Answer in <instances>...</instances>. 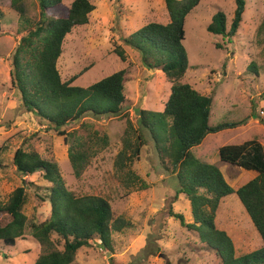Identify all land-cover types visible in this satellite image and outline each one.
Here are the masks:
<instances>
[{
  "label": "rangeland",
  "instance_id": "obj_1",
  "mask_svg": "<svg viewBox=\"0 0 264 264\" xmlns=\"http://www.w3.org/2000/svg\"><path fill=\"white\" fill-rule=\"evenodd\" d=\"M73 1L64 0V4L70 5ZM89 1L95 10L89 24L75 28L66 37L57 65L59 73L65 82L77 76L73 85L89 87L125 70L126 103L122 116L102 119L89 116L71 127V132L77 131L76 137L101 128L110 138L109 147L92 160L80 178H76L68 157L75 137L66 138L48 129L25 109L21 93L12 87L10 63L24 34L19 32L20 17L12 8V0H0L4 13L0 18L2 203L9 201L23 179L29 184L22 206V212L28 217L27 228L15 247L6 248L0 243V264H35L40 246L33 237V225L49 219L52 212L48 198L52 184L44 179L43 173L36 172L23 178L14 166V153L20 147L35 150L43 159L57 163L67 189L78 196L106 198L115 218H123L132 224L130 228L113 232V253L103 251L100 248L102 242L95 239L78 252L74 264H222L215 253L203 250L195 231L169 216L171 210L183 215L188 224L193 222L189 201L184 195L177 194L179 185L169 156L171 150L163 155L149 131L142 130L146 144L139 159L131 166L149 188L127 189L117 181L116 161L122 150L127 120L138 127L137 112L141 109L163 111L171 93V84L163 73L148 70L140 54L125 43L128 36L149 23L169 22L165 1ZM245 1L243 21L235 37L216 36L207 30L219 12L226 15L230 26L236 9L235 0H201L186 19L183 41L190 64L184 83L210 98V125L247 120L235 129L210 134L201 146L192 149L198 160L218 165L235 190L256 174L238 168L237 179L232 178L234 169L221 163L220 147L257 140L264 148V115L261 113L264 112V0ZM24 9L30 21L40 19L37 0H25ZM117 48L125 52V61L114 52ZM82 122L87 128H81ZM159 135L167 138L164 131ZM132 137L135 143L136 136ZM215 224L231 237L237 257L263 246L259 232L236 194L221 201Z\"/></svg>",
  "mask_w": 264,
  "mask_h": 264
},
{
  "label": "trees",
  "instance_id": "obj_2",
  "mask_svg": "<svg viewBox=\"0 0 264 264\" xmlns=\"http://www.w3.org/2000/svg\"><path fill=\"white\" fill-rule=\"evenodd\" d=\"M24 1L12 0V8L20 17L19 32L24 35L10 63L11 84L21 93L25 109L48 129L66 138L75 137L68 157L75 177L80 178L92 160L109 147L110 138L101 128L76 137L77 131L71 132V127L89 116L102 119L124 114L126 71L121 70L89 87L73 85L77 76L70 82L63 81L57 65L65 39L75 28L89 24L95 6L89 0H74L70 5H65L64 0H37L40 19L35 22L27 18ZM164 1L169 22L149 23L128 36L125 43L140 54L148 70L163 73L171 84V93L163 111L137 112L138 127L127 120L122 150L116 161L117 181L127 189L149 188L131 169L146 144L142 130L149 131L163 155L171 150L169 156L179 185L177 194L189 201L193 222L188 224L183 215L171 210L169 216L195 231L203 250L215 253L222 264H264V148L259 141L248 140L219 149L221 163L256 174L237 190L228 183L218 165L202 162L193 155L192 149L201 145L208 135L235 129L247 120L210 125V98L184 83L190 68L183 46L186 19L201 0ZM235 3L230 26L226 15L219 12L207 27L209 33L228 38L238 34L246 1L235 0ZM3 16L0 8V18ZM114 52L125 61L122 49ZM81 128H87V124L82 122ZM160 131L167 138H162ZM132 136H136L135 143ZM13 163L21 177L42 172L44 179L52 184L48 194L51 216L33 225V237L40 246L35 264H74L78 252L95 239H100L103 250L113 253V232L132 227L129 221L115 218L106 198L78 196L67 189L59 165L43 159L37 151L20 147L14 153ZM28 185L23 179L7 203H2L0 197V243L6 248L15 247L27 228L28 217L22 206ZM233 194L239 198L263 241L260 249L239 257L231 237L215 224L221 201Z\"/></svg>",
  "mask_w": 264,
  "mask_h": 264
},
{
  "label": "crops",
  "instance_id": "obj_3",
  "mask_svg": "<svg viewBox=\"0 0 264 264\" xmlns=\"http://www.w3.org/2000/svg\"><path fill=\"white\" fill-rule=\"evenodd\" d=\"M208 136H209V135H208ZM208 136H207V137H208ZM207 137H206V138H207ZM206 138H205V141H206ZM205 141H204V142H205ZM202 143H203V142H202ZM199 146H201V145H199ZM220 148H221V147H220ZM193 149H194V148H193ZM192 151H193V150H192ZM226 167H227V166H226ZM227 169H228V168H227ZM229 169H230V168H229ZM232 169H234V171H233L232 174H231V175H232V178H234V179L236 178V179H237V174H238V170H237V169H238V168H237V167H232Z\"/></svg>",
  "mask_w": 264,
  "mask_h": 264
},
{
  "label": "built area",
  "instance_id": "obj_4",
  "mask_svg": "<svg viewBox=\"0 0 264 264\" xmlns=\"http://www.w3.org/2000/svg\"><path fill=\"white\" fill-rule=\"evenodd\" d=\"M262 113V115H264V112H261ZM101 248V247H100ZM102 249V248H101ZM103 250V249H102ZM104 251V250H103Z\"/></svg>",
  "mask_w": 264,
  "mask_h": 264
},
{
  "label": "water",
  "instance_id": "obj_5",
  "mask_svg": "<svg viewBox=\"0 0 264 264\" xmlns=\"http://www.w3.org/2000/svg\"><path fill=\"white\" fill-rule=\"evenodd\" d=\"M210 104H211V101H210Z\"/></svg>",
  "mask_w": 264,
  "mask_h": 264
}]
</instances>
